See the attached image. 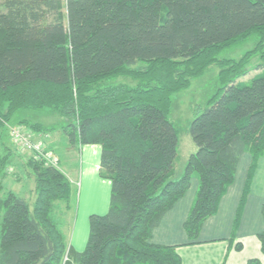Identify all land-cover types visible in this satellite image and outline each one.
I'll use <instances>...</instances> for the list:
<instances>
[{
	"label": "trees",
	"instance_id": "16d2710c",
	"mask_svg": "<svg viewBox=\"0 0 264 264\" xmlns=\"http://www.w3.org/2000/svg\"><path fill=\"white\" fill-rule=\"evenodd\" d=\"M254 37L239 60L219 58ZM253 60L259 64L250 68ZM214 65L220 87L191 123L197 152L175 179L173 97ZM251 69L259 73L240 80ZM37 111L66 120L61 130L72 147H102L110 209L90 217L85 251L72 254L56 214L59 204L71 208L70 180L24 154L35 181L30 206L5 189L12 151L3 147L0 264H182L176 246L153 244L152 235L193 176L199 189L184 230L195 243L249 153L240 217L264 157V0H0V129L26 126L52 150L46 138L55 127L28 116L13 121ZM258 238L264 254V232Z\"/></svg>",
	"mask_w": 264,
	"mask_h": 264
},
{
	"label": "crops",
	"instance_id": "0c3cea01",
	"mask_svg": "<svg viewBox=\"0 0 264 264\" xmlns=\"http://www.w3.org/2000/svg\"><path fill=\"white\" fill-rule=\"evenodd\" d=\"M28 119L30 120L29 117ZM43 121L41 119L33 123H39L46 128L55 127L57 129L56 132L47 136L46 143L48 148H51L60 159V170L69 179V172L75 173L73 170L77 168L75 174L81 189L80 204L76 200L74 206L69 210L65 207L64 218L58 212L59 204L56 214L71 253L81 254L85 251L89 239L90 216H105L110 209L112 183L100 175L102 147L99 145H76L73 148L79 151V160L76 161V165L74 163L69 164L63 159V156L66 154L67 148L70 150L69 148L72 146L62 133V122H59L60 125L56 127L49 126ZM10 143L7 145L4 141L3 147L11 149L12 146V173L16 174L14 178L17 179L18 172L23 169V162L17 158L19 156L15 154L14 146ZM251 162L252 157L249 153L242 156L234 183L221 199L217 214L204 223L200 236L195 243L189 240L184 230V224L199 189L197 176H193L185 196L178 201L175 207L164 217L160 226L154 230L152 243L160 246H176L182 264H247L253 259H258L264 264V254L258 238V235L264 232V217L262 215L264 157L259 160L249 195L238 218L240 201ZM24 176L26 179L28 178L25 174ZM20 183L12 180V191L28 202L20 193V190H24ZM30 193L35 198V181H33ZM236 219H238V225L234 230ZM67 228H70L69 232ZM237 246H241V250L238 251Z\"/></svg>",
	"mask_w": 264,
	"mask_h": 264
},
{
	"label": "rangeland",
	"instance_id": "374dc122",
	"mask_svg": "<svg viewBox=\"0 0 264 264\" xmlns=\"http://www.w3.org/2000/svg\"><path fill=\"white\" fill-rule=\"evenodd\" d=\"M256 42L257 39L254 37L251 38L246 43L239 44L231 48H227L220 53L219 58L239 60L240 58L243 57L245 53L253 50ZM257 64H259V61L253 60V63L250 68L255 67ZM250 71L252 72H250L248 76L240 80L249 81L250 79L253 78V76L259 73V72H255L254 69H251ZM219 72L220 69L218 68V66L216 65L211 66L202 77L192 80L191 87L188 90L182 91L174 95L173 97L172 110L169 115V119L175 125L176 129L179 132V148H178V157L175 163V177H174L175 179H179L180 177H182L189 158L197 152V147L195 146L190 136V126L195 116L199 112V110L201 108L204 109L206 107L209 99L212 98L219 89L220 87L218 80ZM114 83L127 84V85L134 84L132 80L125 78H117L114 81ZM26 116L30 118L31 122H38L39 120L43 119L44 120L43 122L44 123L46 122V124L49 126L58 127L60 125L59 122H62V125H65L67 123L66 120H63L55 113L53 114V112L50 113L47 111L31 112L30 114L25 113L23 114V117L21 116V118H18L17 116L15 119H13V121L20 119L22 120V118H25ZM13 127L15 126H12V123H9L5 126L4 129H0L1 132L0 134H2V137H0V150L3 149L4 141H6L7 145L8 143H10V131L12 130ZM69 149L70 150H68L67 148V151H65L66 154H64L63 159L66 160L69 164L74 163V165H76V161H78L80 157L79 151H77V149L73 147ZM11 151H12V146H11ZM17 158H19V160L23 162V167H22L23 169L21 168L22 170L18 172L17 174L18 176L16 177L18 180L14 178L16 174L14 175L12 173V160H11L10 167L7 170V176L4 179V186L6 191L7 190L12 191V180H16L18 181V183L22 182L20 184L23 186L24 190H20V193L24 195V197L31 204L30 206H32L34 204L36 197L34 198L33 195L30 193V190L33 187L34 177L30 168L27 166V161L29 160V157L21 155ZM60 168L61 167H59V169ZM76 169L73 170L75 173H76ZM75 173L70 171L68 176L70 181L72 182L71 184L73 188L71 207L74 206V201L76 200L77 203L79 202L80 204V199H81L80 196L81 189L79 188V184L77 183V176ZM24 174L28 177L27 179L24 176ZM65 207H66L65 204H60V209H58V212L62 215V218L65 217V213H64ZM0 222H1V213H0ZM67 230L69 232L70 228H67Z\"/></svg>",
	"mask_w": 264,
	"mask_h": 264
},
{
	"label": "built area",
	"instance_id": "2783aa9c",
	"mask_svg": "<svg viewBox=\"0 0 264 264\" xmlns=\"http://www.w3.org/2000/svg\"><path fill=\"white\" fill-rule=\"evenodd\" d=\"M11 140L16 150L24 155H32L35 161L45 163V166L59 169L60 160L54 151L47 149L44 139L26 126L17 125L10 131Z\"/></svg>",
	"mask_w": 264,
	"mask_h": 264
}]
</instances>
